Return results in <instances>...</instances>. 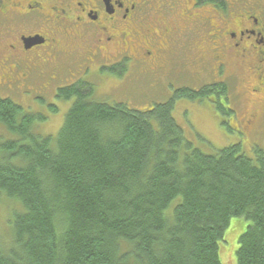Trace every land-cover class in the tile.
<instances>
[{
  "label": "trees",
  "instance_id": "obj_1",
  "mask_svg": "<svg viewBox=\"0 0 264 264\" xmlns=\"http://www.w3.org/2000/svg\"><path fill=\"white\" fill-rule=\"evenodd\" d=\"M95 91L58 90L74 101L56 138L35 130L44 115L0 98V123L17 136L0 145V199L19 205L0 264H223L233 219L245 226L235 264H264V150L206 154L173 117L179 99L230 114L228 84L182 86L146 111Z\"/></svg>",
  "mask_w": 264,
  "mask_h": 264
},
{
  "label": "flooded vegetation",
  "instance_id": "obj_2",
  "mask_svg": "<svg viewBox=\"0 0 264 264\" xmlns=\"http://www.w3.org/2000/svg\"><path fill=\"white\" fill-rule=\"evenodd\" d=\"M82 38L91 44L84 74L104 78L134 66L173 88L189 70L197 81L210 61L217 77L239 63L260 78L264 0H0L2 80L22 64L74 59Z\"/></svg>",
  "mask_w": 264,
  "mask_h": 264
},
{
  "label": "rangeland",
  "instance_id": "obj_3",
  "mask_svg": "<svg viewBox=\"0 0 264 264\" xmlns=\"http://www.w3.org/2000/svg\"><path fill=\"white\" fill-rule=\"evenodd\" d=\"M79 44L73 47L76 51L74 59L55 64L57 66L41 62L36 67L34 64L31 69L24 70L22 64L20 68L16 67L11 71V79L6 78L7 81L2 80L4 74L0 72L1 99H9L21 106L25 112L44 115L47 118L46 121L34 125L40 134L56 138L74 101H61L57 98L58 90L77 81L92 84L96 90L94 95L96 100L110 104L125 102L129 108L139 111H146L156 104L169 102L173 98L174 88L188 86L198 89L203 84L224 81L230 88V103L225 105L226 109L231 110L230 114L220 112L213 102L207 99H179L175 102L173 117L183 130L185 139L206 154H216L220 149L234 144H241L250 155L253 154L255 146L264 150V64L259 67L260 78H253L248 68L239 63L231 64L226 68L225 74H219L221 77H217V70L216 72L213 70L212 63L204 61L207 68L201 71L202 75L197 81L192 76L193 71L189 70L188 75L192 78L185 72L184 80L175 79L172 88L167 84V77L146 76L142 70L134 66L127 67L126 72H122L123 68L119 69L118 74L108 70V77L104 78L92 72L84 74L89 70L81 69L80 66L85 59L86 49L91 44L87 38H82ZM164 63L169 61L165 59L162 65ZM167 72L169 68L166 67L163 75ZM51 106H56L58 112L52 113ZM14 139H17V136L11 134L0 123V145ZM18 206L4 196L0 199L2 241L9 238L12 210L19 208ZM244 228L240 219L231 221V226L225 234L228 245L220 243L223 264H235L238 239Z\"/></svg>",
  "mask_w": 264,
  "mask_h": 264
},
{
  "label": "bare ground",
  "instance_id": "obj_4",
  "mask_svg": "<svg viewBox=\"0 0 264 264\" xmlns=\"http://www.w3.org/2000/svg\"><path fill=\"white\" fill-rule=\"evenodd\" d=\"M237 238V237H236Z\"/></svg>",
  "mask_w": 264,
  "mask_h": 264
}]
</instances>
